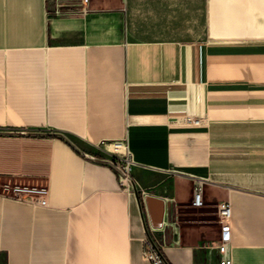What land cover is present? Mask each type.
I'll list each match as a JSON object with an SVG mask.
<instances>
[{"label":"crops","instance_id":"obj_1","mask_svg":"<svg viewBox=\"0 0 264 264\" xmlns=\"http://www.w3.org/2000/svg\"><path fill=\"white\" fill-rule=\"evenodd\" d=\"M52 8L0 0V264H151L148 195L167 264H264V0ZM115 141L172 173L129 192ZM4 184L46 187L48 204Z\"/></svg>","mask_w":264,"mask_h":264},{"label":"built area","instance_id":"obj_2","mask_svg":"<svg viewBox=\"0 0 264 264\" xmlns=\"http://www.w3.org/2000/svg\"><path fill=\"white\" fill-rule=\"evenodd\" d=\"M72 0H49L51 4H53V11L56 14L62 13L64 10L61 8L63 3H68ZM49 9L47 13L49 14ZM184 123H199L201 119L191 114H186L182 119ZM114 152L115 159H112L110 163L115 167L120 181L124 183L125 188L131 191L129 183L127 180H130L131 170L133 165H135V161L132 157L131 151L123 144L122 141H117L114 143ZM6 190H8L11 194L8 195L14 199L26 201L32 203L34 205H42L46 206L48 204L47 201V188L46 187H35V186H27V185H18V184H4L2 185ZM203 181L197 180L194 189V199L193 204L195 206L203 205ZM230 205L225 204L220 208V215L223 219L224 228H226L228 222V218L230 216ZM156 228L153 226H148L145 224L144 230V255L150 260L151 264H167V258L165 255V243L160 241L156 236Z\"/></svg>","mask_w":264,"mask_h":264},{"label":"rangeland","instance_id":"obj_3","mask_svg":"<svg viewBox=\"0 0 264 264\" xmlns=\"http://www.w3.org/2000/svg\"><path fill=\"white\" fill-rule=\"evenodd\" d=\"M171 173L170 170L133 167L131 170V178L127 180V183H129L131 191L134 193L137 191L138 194L142 195L143 191H157L160 185V177L170 176Z\"/></svg>","mask_w":264,"mask_h":264},{"label":"water","instance_id":"obj_4","mask_svg":"<svg viewBox=\"0 0 264 264\" xmlns=\"http://www.w3.org/2000/svg\"><path fill=\"white\" fill-rule=\"evenodd\" d=\"M136 195L139 196L138 192L135 191ZM150 219L154 227H160L162 224L163 214H164V202L163 200L153 196L148 195L145 198Z\"/></svg>","mask_w":264,"mask_h":264}]
</instances>
